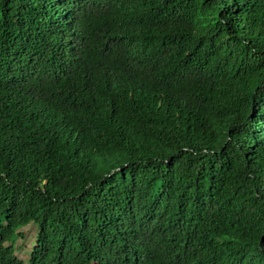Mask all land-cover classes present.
<instances>
[{
	"label": "trees",
	"instance_id": "trees-1",
	"mask_svg": "<svg viewBox=\"0 0 264 264\" xmlns=\"http://www.w3.org/2000/svg\"><path fill=\"white\" fill-rule=\"evenodd\" d=\"M264 264V0H0V264Z\"/></svg>",
	"mask_w": 264,
	"mask_h": 264
},
{
	"label": "rangeland",
	"instance_id": "rangeland-1",
	"mask_svg": "<svg viewBox=\"0 0 264 264\" xmlns=\"http://www.w3.org/2000/svg\"><path fill=\"white\" fill-rule=\"evenodd\" d=\"M37 231V225L35 223H29L20 229L22 237L18 238L15 242L17 249V256L28 264L29 254L34 245L35 234Z\"/></svg>",
	"mask_w": 264,
	"mask_h": 264
}]
</instances>
